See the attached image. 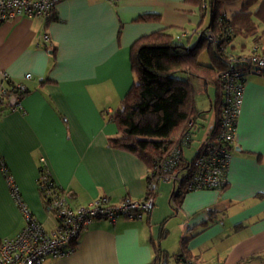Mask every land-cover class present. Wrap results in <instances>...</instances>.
I'll use <instances>...</instances> for the list:
<instances>
[{
	"label": "crops",
	"instance_id": "1",
	"mask_svg": "<svg viewBox=\"0 0 264 264\" xmlns=\"http://www.w3.org/2000/svg\"><path fill=\"white\" fill-rule=\"evenodd\" d=\"M240 8L241 2H234L221 10L231 16ZM146 14L159 17L140 19ZM252 18L256 27L226 43L227 54L248 53L256 43L264 50V21ZM211 20L209 8L185 0H61L50 18L20 16L0 24V78L6 73L28 88L20 105L11 109L8 103L0 117V158L47 230L57 219L38 186L42 165L73 207L100 196L113 203L145 197L149 166L109 144L118 135L111 116L135 79L131 47L158 30L195 46ZM198 79L195 89L202 84L210 104L201 108L203 99L196 96L205 114L192 129V142L196 130H206L193 157L218 122L212 85ZM205 118L208 125H199ZM232 150L226 187L186 192L177 205L174 184L161 182L149 215L95 220L72 254L43 264H264V78L259 75L246 80ZM24 225L0 167V236L14 237ZM158 242L165 256H157Z\"/></svg>",
	"mask_w": 264,
	"mask_h": 264
},
{
	"label": "built area",
	"instance_id": "2",
	"mask_svg": "<svg viewBox=\"0 0 264 264\" xmlns=\"http://www.w3.org/2000/svg\"><path fill=\"white\" fill-rule=\"evenodd\" d=\"M60 1L0 0V24L20 16L50 18ZM205 33L210 41L219 44L220 38L212 29ZM185 35L184 32L178 37ZM260 47V43H256L248 53L227 54L229 66L216 74L222 96L216 130L206 137L190 160L184 156V148L191 146L193 139L192 130L188 131L182 142L149 170L148 189L142 199L127 198L113 203L108 196H100L73 207L68 192L57 185L48 170H41L38 186L57 219L56 225L47 230L23 200L9 167L0 158L1 170L25 219L23 229L16 236H0V264H43L48 258H65L74 252L81 233L93 221L107 219L115 223L121 217L143 219L155 206L161 182H172L173 193L223 188L227 184L246 80L252 74L264 78V50ZM30 77L31 74L25 76ZM27 90L23 81H15L3 73L0 78V117L12 98L15 102L10 108H17Z\"/></svg>",
	"mask_w": 264,
	"mask_h": 264
},
{
	"label": "trees",
	"instance_id": "3",
	"mask_svg": "<svg viewBox=\"0 0 264 264\" xmlns=\"http://www.w3.org/2000/svg\"><path fill=\"white\" fill-rule=\"evenodd\" d=\"M185 1L200 6L203 11L210 9L212 20L206 30L214 31L220 38L219 44L206 37V30L192 47L177 41L165 30L139 38L131 47L134 82L122 106L111 116L117 124L118 135L111 137L109 144L135 154L149 169L179 145L197 119L205 114L197 106L193 78H201L207 86L216 87L215 107L219 119L222 96L216 74L229 66L225 45L240 32L256 27L253 15L264 21V0H210L209 5L204 0ZM234 2H241V8L231 16L221 10L224 4ZM157 17L146 14L140 19ZM203 50L208 51L210 64L200 61ZM40 169L46 170L43 165ZM184 194L173 193L172 199L177 205ZM155 250L158 257L166 255L159 242Z\"/></svg>",
	"mask_w": 264,
	"mask_h": 264
},
{
	"label": "rangeland",
	"instance_id": "4",
	"mask_svg": "<svg viewBox=\"0 0 264 264\" xmlns=\"http://www.w3.org/2000/svg\"><path fill=\"white\" fill-rule=\"evenodd\" d=\"M200 60L201 61H204V62H207V63H209V62H211V57H210V55H209V53H208V51L207 50H203L202 52H201V54H200ZM193 80V83L195 82L196 83V80H199L198 78H193L192 79ZM197 82H200V81H197ZM194 83V84H195ZM198 84V86L196 87L197 88V91H196V96L197 97H199V99L200 98H202L203 99V102H201V108H203V109H209V104H210V98H209V96L204 92V88H202V84L200 85V83H197ZM196 84V85H197ZM209 93H210V95H211V97L212 98H214L215 99V95H214V87H213V85L210 87V89H209ZM210 118H211V115H210ZM210 121H211V119H210ZM198 122H200V120L198 121ZM201 122H202V124H199V125H208V123H209V118L208 119H202L201 120ZM200 122V123H201ZM198 128V123L196 124V126H195V129H197ZM203 128V130L201 131H197L196 130V133H195V136H194V141L192 142V146L191 147H189V146H186V147H188V148H186V154H187V156L188 157H193V154H194V151H195V149H196V147H197V144L199 143L198 141V139H202L203 138V136H204V134H205V130H206V126H204V127H202Z\"/></svg>",
	"mask_w": 264,
	"mask_h": 264
},
{
	"label": "water",
	"instance_id": "5",
	"mask_svg": "<svg viewBox=\"0 0 264 264\" xmlns=\"http://www.w3.org/2000/svg\"><path fill=\"white\" fill-rule=\"evenodd\" d=\"M15 102V98H12L11 101H10V104L13 105Z\"/></svg>",
	"mask_w": 264,
	"mask_h": 264
}]
</instances>
